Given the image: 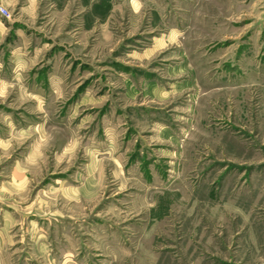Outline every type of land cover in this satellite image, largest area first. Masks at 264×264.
<instances>
[{
  "label": "rangeland",
  "instance_id": "rangeland-1",
  "mask_svg": "<svg viewBox=\"0 0 264 264\" xmlns=\"http://www.w3.org/2000/svg\"><path fill=\"white\" fill-rule=\"evenodd\" d=\"M0 19V264H264V0Z\"/></svg>",
  "mask_w": 264,
  "mask_h": 264
},
{
  "label": "crops",
  "instance_id": "crops-1",
  "mask_svg": "<svg viewBox=\"0 0 264 264\" xmlns=\"http://www.w3.org/2000/svg\"><path fill=\"white\" fill-rule=\"evenodd\" d=\"M15 20H19V19L15 18ZM5 28H6V26L2 23V21L0 19V32H3Z\"/></svg>",
  "mask_w": 264,
  "mask_h": 264
}]
</instances>
